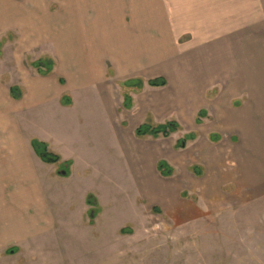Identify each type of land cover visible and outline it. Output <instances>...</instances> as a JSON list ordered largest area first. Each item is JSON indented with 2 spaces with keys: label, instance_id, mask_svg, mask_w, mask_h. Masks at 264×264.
I'll return each mask as SVG.
<instances>
[{
  "label": "crops",
  "instance_id": "1",
  "mask_svg": "<svg viewBox=\"0 0 264 264\" xmlns=\"http://www.w3.org/2000/svg\"><path fill=\"white\" fill-rule=\"evenodd\" d=\"M54 1L60 9L51 13L47 0H0V38L18 33L7 54L16 75L9 98L0 89V251L56 230L64 177L33 142L72 171L81 167L89 196L86 174L109 164L112 150L133 158L139 187L147 180L141 154L128 150L136 147L128 129L142 139L135 132L144 124L178 123L177 115L185 131L192 118L184 136L195 139L175 159L203 169L194 180L200 197L264 200V0ZM50 60L51 72L40 74L34 63ZM158 78L167 85L146 84ZM134 79L145 83L141 90L122 86ZM119 115L126 122L118 128Z\"/></svg>",
  "mask_w": 264,
  "mask_h": 264
},
{
  "label": "rangeland",
  "instance_id": "2",
  "mask_svg": "<svg viewBox=\"0 0 264 264\" xmlns=\"http://www.w3.org/2000/svg\"><path fill=\"white\" fill-rule=\"evenodd\" d=\"M55 2H46L51 13L60 9ZM11 34L0 38V89L4 88L8 98V87L16 75L10 71L7 54L18 40V33L14 38ZM29 60L25 61L28 67ZM47 108L42 106L39 112L44 109V115L50 114ZM5 110L6 105L0 104V111ZM179 119L176 115L182 125L184 120ZM120 122H126L121 115L115 126L119 128ZM186 123L185 131L182 125L168 138L136 139L128 129V142L136 146L128 150L138 157L141 154L147 180L139 187L130 173L133 158L124 161L112 150L109 164L98 166L99 174L95 168L86 174L94 187L89 196L95 206L88 204L89 196L82 192L81 167L74 172L72 164L60 158L55 170L64 177L60 178L63 205L62 210H53L56 230L28 244L1 249L0 264H264V200L214 199L210 193L200 197L194 180L203 176V169L195 165L187 170L175 159L182 151L174 149L176 141L194 127L192 118ZM158 160L172 169L169 176L155 170Z\"/></svg>",
  "mask_w": 264,
  "mask_h": 264
},
{
  "label": "trees",
  "instance_id": "3",
  "mask_svg": "<svg viewBox=\"0 0 264 264\" xmlns=\"http://www.w3.org/2000/svg\"><path fill=\"white\" fill-rule=\"evenodd\" d=\"M34 66L35 68L38 69L40 74L46 75L51 72L53 68V63L51 61H47V62L39 61V62L34 63ZM144 84L145 83L142 80L134 79V80H129V81L124 82L122 86L126 89L134 88L136 90H141ZM146 84L150 87L160 88V87H165L167 85V82L163 78H158V79L149 80L148 82H146ZM11 92L14 98L18 97L16 96L15 88L12 89ZM130 104H131V98L129 95H126L125 101H124V107L129 108ZM203 115H204L203 113H200L198 115L196 119V124L199 125L201 123L200 118H202ZM179 129H180V126L176 122H167L165 124L157 125V126H151L149 124H144L136 130L135 135L138 138H146V137H151L153 139L168 138L171 134L177 132ZM194 139H195L194 134H187L186 136H184L182 139H180L177 142L175 147L176 149H183L185 148L188 141H191ZM33 147L35 148L37 155L40 157V159L43 162L48 163V164H55L59 162L60 157L48 152L45 144L40 143V142H33ZM157 169H158V172H160V174L163 176H169L168 173L172 171V169L169 168L167 164H164L163 161L159 162ZM88 204L91 206L96 205L95 202L92 200L91 196H89ZM93 213H94V210L91 212L92 216H93Z\"/></svg>",
  "mask_w": 264,
  "mask_h": 264
},
{
  "label": "water",
  "instance_id": "4",
  "mask_svg": "<svg viewBox=\"0 0 264 264\" xmlns=\"http://www.w3.org/2000/svg\"><path fill=\"white\" fill-rule=\"evenodd\" d=\"M62 174H63V175H65L66 173H65V172H63Z\"/></svg>",
  "mask_w": 264,
  "mask_h": 264
}]
</instances>
